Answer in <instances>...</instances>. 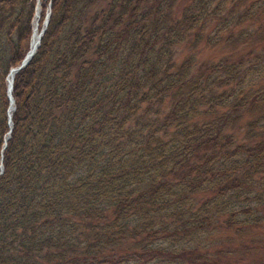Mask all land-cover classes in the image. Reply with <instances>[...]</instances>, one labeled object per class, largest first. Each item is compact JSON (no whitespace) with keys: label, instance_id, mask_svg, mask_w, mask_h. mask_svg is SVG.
<instances>
[{"label":"trees","instance_id":"16d2710c","mask_svg":"<svg viewBox=\"0 0 264 264\" xmlns=\"http://www.w3.org/2000/svg\"><path fill=\"white\" fill-rule=\"evenodd\" d=\"M177 1L45 0L9 127L4 78L28 50L33 0H0V264H219L216 231L250 225L234 207L264 201L259 6L176 14ZM209 26L244 54L176 63L175 45Z\"/></svg>","mask_w":264,"mask_h":264},{"label":"rangeland","instance_id":"374dc122","mask_svg":"<svg viewBox=\"0 0 264 264\" xmlns=\"http://www.w3.org/2000/svg\"><path fill=\"white\" fill-rule=\"evenodd\" d=\"M221 1L222 0H211L210 7ZM188 2L189 0H178L173 5V11L179 14L181 8ZM253 2H255V6H259L257 11L258 15H256L258 17L249 20L247 26L249 25L250 29H260L264 26V0H239L238 2L237 0H227L226 3L223 4L226 9H231V11L233 9L235 13H239ZM47 6L48 5H45V9H42L43 13ZM253 8L255 7L253 6ZM244 25H246V22H244ZM215 32V28L212 26L210 28L209 26L205 33H203V36L195 41L193 46L191 45L192 38L175 45V62H180L186 55H192L198 63H210L226 57L234 58L239 54H244L245 51L238 44L229 43L231 45L229 46L222 41L215 42ZM217 35H219V33L216 32V36ZM241 206L250 207L251 214L243 212L242 209L239 208ZM234 210H237L234 216L238 220L243 222L246 217L248 218L247 223L251 222L250 225L242 228L241 231H234L233 229L224 227L219 228V230L216 231V237L207 245V257L210 260H207V262H218L219 264H264V201L257 203L255 199L247 201L238 199L235 202ZM251 218H255L256 221L252 223L253 220H250ZM158 244L161 245L160 247L165 246L164 242H159ZM172 249L178 250L179 247H172ZM192 257L193 255L187 256L189 259Z\"/></svg>","mask_w":264,"mask_h":264},{"label":"bare ground","instance_id":"6f19581e","mask_svg":"<svg viewBox=\"0 0 264 264\" xmlns=\"http://www.w3.org/2000/svg\"><path fill=\"white\" fill-rule=\"evenodd\" d=\"M48 1V0H47ZM44 1H42V0H34V8H33V16H32V21H31V36H30V41H29V46H28V50H27V52L25 53L26 54V58H29L30 59V57L32 56V54H34V52H35V50H36V48L38 47V45H39V40H40V36H41V33L43 32V29L46 27V23H47V18H48V16H46V13H47V10H48V6L46 7V10L44 11V13H43V11H42V3H43ZM1 3V2H0ZM46 4H47V2H45ZM6 5V4H5ZM4 6V5H3ZM51 8V7H50ZM50 12V11H49ZM50 15V14H49ZM43 16H45V17H43ZM45 30V29H44ZM41 32V33H40ZM7 42V41H6ZM5 44V43H4ZM5 46H6V44H5ZM4 46V47H5ZM7 47V46H6ZM5 47V48H6ZM7 49V48H6ZM11 68H13V67H11ZM13 74H14V71H12V70H10V71H8L7 72V74H6V76H5V78H4V80H5V94H6V88L8 87V86H10V81L12 80V77H13ZM10 91H11V89H10ZM9 91V96L11 97L12 95H11V92ZM6 97H7V95H6ZM8 98V97H7ZM11 99H12V97H11ZM7 114L8 115H10L11 114V111H12V106H13V102H10L8 99H7ZM13 101V100H12ZM8 117V116H7ZM4 125H5V123H4ZM3 125V126H4ZM4 128V131H5V127H3ZM13 128V127H12ZM9 131V130H8ZM7 134V133H6ZM6 136V135H5ZM2 138V137H1ZM2 140V139H1ZM0 140V141H1ZM1 149V148H0ZM3 173V172H2ZM1 175V174H0ZM3 175V174H2ZM1 188V187H0ZM2 190V189H1ZM2 192H3V190H2ZM1 195H2V193H1ZM4 195V194H3ZM5 196V195H4ZM2 198V197H1ZM1 201V200H0ZM3 202H4V199H3ZM2 202V203H3ZM6 202V201H5ZM4 202V203H5ZM3 203V204H4ZM1 206V205H0ZM3 207V206H2ZM1 207V208H2ZM3 210H4V208H3ZM3 212V211H2ZM5 213H7V212H5ZM5 213H4V215H5ZM1 214V213H0ZM8 215H10V214H8ZM6 216H7V214H6ZM6 216H4V217H6ZM10 216H12V215H10ZM10 216H8V217H10ZM3 217V216H2ZM12 218V217H11ZM11 218H9V220L11 219ZM1 219H3V218H1ZM0 219V220H1ZM2 221V220H1ZM4 221V220H3ZM2 221V222H3ZM6 221H8V220H5V222ZM11 221V220H10ZM14 221V220H13ZM13 221H12V223H13ZM1 223V222H0ZM11 223V222H10ZM11 223V224H12ZM11 224H8V225H11ZM1 225H3V224H1ZM7 225V226H8ZM13 225L14 224H12V226L11 227H13ZM20 225V224H19ZM4 226L6 227V225L4 224ZM1 227H3V226H1ZM15 227V226H14ZM10 227H8V230L7 231H9L10 229H9ZM17 228H18V226H17ZM3 229H5L4 227H3ZM7 229V228H6ZM12 230V229H11ZM11 230L6 234V233H1V234H6V235H9V234H11L10 232H11ZM13 230L14 231H16V227H15V229L13 228ZM12 230V231H13ZM3 231V230H2ZM2 231H0V232H2ZM6 232V231H5ZM14 233V232H13ZM12 233V234H13ZM11 234V235H12ZM6 235H4L5 237H6ZM10 237L11 236H9V237H7V238H9L10 239ZM11 240V239H10ZM156 243V242H155ZM162 243V242H161ZM48 244V243H47ZM158 244V243H157ZM53 245V244H52ZM159 245V244H158ZM158 245H155V246H157L158 247ZM48 246V248H49V246L50 245H47ZM53 247V246H52ZM160 247V246H159ZM1 255V254H0ZM183 260V259H182ZM182 262H184V261H182Z\"/></svg>","mask_w":264,"mask_h":264},{"label":"water","instance_id":"95a60500","mask_svg":"<svg viewBox=\"0 0 264 264\" xmlns=\"http://www.w3.org/2000/svg\"><path fill=\"white\" fill-rule=\"evenodd\" d=\"M46 16H48V14L46 15ZM44 30V29H43ZM41 33V32H40ZM29 60V58H26V54L24 55V57H23V59L21 60V62H20V64L17 66V67H15V68H10L9 69V71L10 70H12V71H17L18 69H20L23 65H25L26 63H27V61ZM10 89H11V81H10V86H8L7 88H6V95H7V97H8V100L10 101V102H13L12 101V99H11V97L9 96V91H10ZM12 109H13V106H12ZM7 116L9 117V115L7 114ZM7 121H8V123H9V119H7ZM4 146V143H3V145H2V147Z\"/></svg>","mask_w":264,"mask_h":264}]
</instances>
